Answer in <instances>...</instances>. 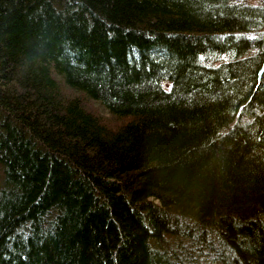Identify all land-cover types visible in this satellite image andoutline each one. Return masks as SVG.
<instances>
[{"label": "trees", "instance_id": "obj_1", "mask_svg": "<svg viewBox=\"0 0 264 264\" xmlns=\"http://www.w3.org/2000/svg\"><path fill=\"white\" fill-rule=\"evenodd\" d=\"M0 264H264V0H0Z\"/></svg>", "mask_w": 264, "mask_h": 264}, {"label": "rangeland", "instance_id": "obj_2", "mask_svg": "<svg viewBox=\"0 0 264 264\" xmlns=\"http://www.w3.org/2000/svg\"><path fill=\"white\" fill-rule=\"evenodd\" d=\"M104 114H106V113H104Z\"/></svg>", "mask_w": 264, "mask_h": 264}, {"label": "water", "instance_id": "obj_3", "mask_svg": "<svg viewBox=\"0 0 264 264\" xmlns=\"http://www.w3.org/2000/svg\"><path fill=\"white\" fill-rule=\"evenodd\" d=\"M262 71H263V70H262ZM262 71H261V72H262Z\"/></svg>", "mask_w": 264, "mask_h": 264}]
</instances>
